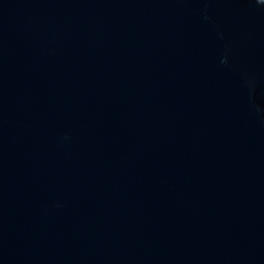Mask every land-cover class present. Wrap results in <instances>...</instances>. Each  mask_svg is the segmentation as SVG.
<instances>
[{"label": "water", "instance_id": "water-1", "mask_svg": "<svg viewBox=\"0 0 264 264\" xmlns=\"http://www.w3.org/2000/svg\"><path fill=\"white\" fill-rule=\"evenodd\" d=\"M0 264H264V0H0Z\"/></svg>", "mask_w": 264, "mask_h": 264}]
</instances>
